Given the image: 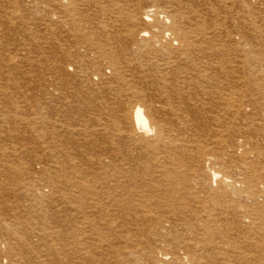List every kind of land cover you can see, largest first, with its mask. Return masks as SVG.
Instances as JSON below:
<instances>
[{
    "label": "bare ground",
    "instance_id": "6f19581e",
    "mask_svg": "<svg viewBox=\"0 0 264 264\" xmlns=\"http://www.w3.org/2000/svg\"><path fill=\"white\" fill-rule=\"evenodd\" d=\"M28 2L17 17L25 22L35 11L45 31L32 39L37 50H18L17 77L47 70L46 84L39 76L40 86H33L47 89L46 101L58 108L56 118L43 109L50 115L45 119L30 101L35 109L28 117L39 115L52 129L30 122L48 132L53 148L47 159L29 156L32 165L42 163L35 174L51 190L33 197L65 205H55L59 210L50 216L61 222L58 213L67 215L63 235L66 247L80 248L73 251L76 264H264V0ZM25 64L30 72L22 70ZM2 91L0 160L9 164H2L0 187L23 172L13 167L22 162L18 150L2 148L16 134L6 129L21 120L3 109ZM8 192L0 193L1 204ZM2 206L0 212L8 209ZM31 225L18 211L0 218V260L25 258L32 246L19 243L30 241L24 233ZM107 235L122 241L116 249L106 244Z\"/></svg>",
    "mask_w": 264,
    "mask_h": 264
},
{
    "label": "rangeland",
    "instance_id": "374dc122",
    "mask_svg": "<svg viewBox=\"0 0 264 264\" xmlns=\"http://www.w3.org/2000/svg\"><path fill=\"white\" fill-rule=\"evenodd\" d=\"M3 1H5V2H3ZM9 1V2H8ZM13 1V2H12ZM0 72H1V70L3 69L5 72H6V74H4L3 75V70H2V73H0L1 75H0V91L3 89V91L2 92H4L6 95L4 96L3 95V97H6V98H3V104L4 103H6V104H4L5 105V108L3 107V109H8V110H10L9 108H11V110H10V112H12V115L14 114L15 115V113H16V115L18 116H16L17 117V119L19 118V116H20V118H19V120L20 121H22V122H20V121H16V123L14 122V123H11V125H13L14 127H13V131H12V128H9L8 126H11L10 124H8V128L6 129V130H8V131H11L13 134L14 133H16V134H14L15 136H14V138H11V139H9L11 142L10 143H8L7 142V138L5 137V134H3L4 135V139H3V141H2V145H3V143H5V145L7 144V146L9 145V147H7V146H2V148H4V150L7 148V152H10L11 151V153H12V151H14V150H18V154L16 155V157H18V158H20V160H22V162H16L15 164H18V165H16V166H13L14 168H17V169H19V167L22 169V171L23 172H19L18 171V173H17V175H15L17 178H13V182H12V184H10V185H12V187L9 185V186H7V185H5V184H2L1 186L2 187H0V193L1 194H5V193H7L8 192V190H9V194H10V192L12 191V193L10 194V196H8V195H5V199L3 198V202L5 201V203L8 201L9 203H10V205H9V203L7 204H1L0 203V207L2 208V207H4V206H2V205H6V206H8V209H4L3 211H1L0 212V218H5L6 216L7 217H11L16 211H18V212H20V213H22V215H23V218L24 217H30V218H32V225H31V227L30 228H32V229H30V234L28 235L27 233H24V234H26L27 236H29V238H30V241H26V242H20L19 243V246L21 245V247H24V245H28V244H31V246H32V248L28 251V255L26 254L25 255V258L23 257V256H20V255H18V254H13L14 256H8V255H6V256H4V257H2V259L0 260V264H12V263H19V264H76V262H78L79 261V254L77 253V254H75V252H73L75 249H77L76 251L78 252L79 251V246H76L74 249L73 248H71V247H66V246H68L67 245V242H66V240H64V239H66V237L63 235V233L65 232V229H64V227H65V225H67V221H64V219L65 220H67L68 219V217H66L67 215H65V212L64 213H58V215H59V218L62 220L61 222L60 221H55V220H53L52 219V217L50 216L52 213H51V211H54L55 210V212H57L58 210H59V208H57L55 205H59V206H65V205H63V203L62 204H60V203H56L55 202V199L54 198H52L51 199V201H54L55 202V204L54 203H48L47 201H42V199H38V198H36V197H33V196H40L41 194V192H44V193H46V194H48L51 190H47V189H49V188H47V187H49L47 184H45V182L44 181H41L42 180V178H40V175L39 176H37L36 174H38L37 172L38 171H40L41 169H40V167H42V163H35V165H32L33 164V162L32 161H30V160H33L34 158H36L37 157V155L39 154V155H41L44 159H47V158H49L48 156H50V155H48V153L49 152H51V151H49V150H51V148H52V146H50L52 143L50 142V139L49 138H45V137H49L48 136V132L47 133H45L44 131H47V129H52V128H49V127H51V125H49V124H45L44 122H43V119L42 120H40L41 118H45V119H47V118H49V114H48V112L52 115V116H50V117H52L53 118V115L55 116V118H56V114H58V113H56L57 111H58V108H57V111H55L56 110V107L54 108L55 110H53L52 108H51V105H50V103L49 102H47L46 101V98L48 97L47 96V94H48V91H47V89H43V90H41L39 87H37L40 83H41V81L43 80V81H45V82H43L42 81V84H40V85H45L46 84V78L47 77H45V76H47L46 74H48V71L46 70H44V69H41V67H39V68H37V67H35V69L34 68H32L33 70H32V74L33 75H35L34 76V78H35V80H34V78H31V79H33L34 81H33V83H31V79H27V80H22L23 82H25L26 81V83H28V85L30 86L31 85V87H32V91L30 90L29 92H28V89H30V87H28V85H26V86H24L25 85V83H20V82H22V81H19V80H21V79H19L18 80V77H17V75L19 76V74H18V71L19 70H17L16 68V66L15 65H17V63L18 62H16V59H17V56H18V59H19V49H22V48H28V49H32V50H34V49H38V47H37V44L38 43H33L34 41H32V39H37V40H41V39H38V36L39 35H44V34H42L43 32L42 31H45V28L44 27H41V21H39L40 19H42L41 18V14H37V13H35V11L33 12V14H31L30 15V17L24 22V20H25V18L26 17H20V18H18L17 16L20 14V11H19V8L21 7L22 8V6L23 5H25L26 7H28V0H25V1H21V0H0ZM14 3V4H12V3ZM5 3V4H4ZM7 3H8V5H7ZM9 4H10V6H9ZM23 4V5H22ZM16 5H17V7H16ZM22 5V6H21ZM12 6V7H11ZM16 8H15V7ZM5 7H7V9L5 8ZM38 7V6H37ZM40 7H42V6H40ZM12 9H14V10H12ZM18 9V10H17ZM8 11V12H7ZM13 11H16V12H13ZM10 12H11V14H10ZM18 12V13H17ZM23 13V12H22ZM23 14H25V13H23ZM1 16H3V17H1ZM8 18H6V17ZM9 16V17H8ZM4 17L6 18V20H4ZM15 17V18H14ZM11 19H13V21H14V19L15 20H17L16 22L14 21H11ZM32 19H33V21H32ZM45 19V18H44ZM3 20V21H2ZM39 21V22H36V21ZM2 21V22H1ZM8 21V22H7ZM38 23V24H37ZM8 24H9V26H8ZM16 24H18V26L16 25ZM7 25V26H6ZM38 25H40L39 27H38ZM10 26H13L12 28H10ZM15 26V27H14ZM16 26H17V28H16ZM31 28H30V27ZM40 27H41V29H40ZM16 28V29H15ZM38 28V29H37ZM43 28V29H42ZM5 29H6V33H7V31H8V34H6L5 33ZM13 29V30H12ZM18 29V30H17ZM4 30V31H3ZM22 30V31H21ZM27 30H30L29 31V33H25V31H27ZM36 30H39V31H41V33H39V34H37V33H35L36 32ZM3 31V32H2ZM14 31H16V32H14ZM33 31H35V32H33ZM23 32V33H22ZM33 32V33H32ZM4 33H5V35H4ZM18 33H21V34H18ZM45 33V32H44ZM3 35V36H2ZM28 35H30L31 37H29ZM35 35V36H34ZM38 35V36H37ZM24 36H27V37H24ZM21 37H22V39H24L25 40V38H26V42L24 41V40H22L21 39ZM33 37V38H32ZM41 36H39V38H40ZM16 39H17V41H16ZM20 40H22V42L20 41ZM20 41V42H19ZM32 41V43H30ZM25 42V43H24ZM29 44V45H28ZM2 47V48H1ZM16 47V48H15ZM5 48V49H4ZM4 49V50H3ZM8 51H14V52H8ZM35 51V50H34ZM3 52H4V54H6V55H4L3 54ZM7 52H8V54H7ZM3 54V55H2ZM11 54V55H10ZM14 54V55H13ZM37 54V53H36ZM36 54L34 53V55H31V57L33 58V59H36ZM2 56V57H1ZM15 58V59H14ZM4 60H5V62L6 63H4ZM11 60V61H10ZM3 61V62H2ZM9 64H8V63ZM21 62V61H20ZM16 63V64H15ZM6 64V65H5ZM15 64V65H14ZM4 65V66H3ZM2 66V67H1ZM9 66V67H8ZM11 66V67H10ZM14 66V67H13ZM21 67H23L22 68V70L24 69V71H26L27 70V72L29 71L30 72V70H29V68H31V65H27V64H25V65H22ZM21 67H19V69H21ZM28 67V68H27ZM15 68V69H14ZM36 68H37V70L38 71H40V70H43V74L41 75V74H39V73H42V72H36V74H35V71H36ZM7 71H6V70ZM9 69H11V71L12 72H9V74H7L8 73V71H10ZM15 70H17V71H15ZM22 70H20V71H22ZM15 71V72H14ZM45 71V72H44ZM4 72V73H5ZM10 73H12L13 75H14V77L12 76V74H10ZM17 73V74H16ZM39 74V75H38ZM4 77H3V76ZM5 75H8V76H10L11 78H14V79H10V80H8L7 79V77H6V80H5ZM16 76V77H15ZM38 76V77H37ZM39 76H43L42 77V80L40 81V79H41V77H39ZM37 77V78H36ZM1 78H3V79H1ZM40 78V79H39ZM45 78V79H44ZM39 79V80H38ZM5 80V81H4ZM8 80V81H7ZM29 80H31V81H29ZM35 82H36V87H34L33 86V84H35ZM40 82V83H39ZM38 83V84H37ZM45 83V84H44ZM5 84V85H4ZM12 84V85H11ZM22 84V85H21ZM24 84V85H23ZM39 85V86H40ZM7 86V87H6ZM24 86V87H23ZM16 88L18 89V88H21V89H26V88H28L27 90H21V89H18V90H16ZM39 88V89H38ZM44 88V87H43ZM34 90V91H33ZM44 97L45 96V94H46V98L44 97H42L39 93H37V91ZM41 90V91H40ZM46 90V91H45ZM24 91V93H22ZM45 91V92H44ZM14 92H16L15 93V96H14ZM28 92V93H27ZM42 92V93H41ZM44 92V93H43ZM13 93V94H12ZM17 93H18V95H20V96H18L17 95ZM24 94L23 96H26L27 94H29V95H27V96H29L28 98H27V96L24 98L23 96H21V94ZM35 93V94H34ZM26 94V95H25ZM35 95V96H34ZM10 96H11V98H10ZM16 96H18L20 99L23 97V99L25 100H23L22 99V101H19L18 99V97L16 98ZM31 96V97H30ZM33 96V97H32ZM37 96V97H36ZM8 97V98H7ZM13 97V98H12ZM15 97V98H14ZM36 97V98H35ZM38 97H42L41 98V100L38 98ZM10 98V99H9ZM30 98H32V99H30ZM34 98V99H33ZM5 99V100H4ZM6 99H7V102H11V103H14L15 104V106H14V104H13V108L10 106H8V104H7V102H6ZM27 99L29 100V102H27ZM37 99V100H36ZM39 99V100H38ZM9 100V101H8ZM12 100H14V102L12 101ZM32 100H33V102L35 103V104H33V106L35 107V106H37L38 108V110H39V114H41L40 116H41V118H40V116L39 115H35V116H39L38 118L37 117H35L34 115H32V117L31 116H29L28 117V115H31V114H33V108L34 107H32L31 109H30V106H31V102H32ZM17 101V102H16ZM19 101V102H18ZM31 101V102H30ZM36 101V102H35ZM41 101V102H40ZM32 102V103H33ZM39 102H40V104H39ZM18 103V104H17ZM19 103H21V104H19ZM25 103L27 104L26 106H28V107H26V106H23V105H25ZM45 104V105H44ZM3 105V106H4ZM22 107H21V106ZM39 105H41V106H39ZM6 106H8V107H6ZM18 106H20V107H18ZM1 107V106H0ZM24 107H26L25 108V113H22V112H24ZM41 107H43L42 109H41ZM48 109H47V108ZM19 108H20V110H19ZM2 109V110H3ZM6 109V110H7ZM18 109V110H17ZM28 109H30V110H28ZM35 109V108H34ZM43 109H45V111H48V112H45ZM26 110H28V112L26 111ZM41 110H43V112H41ZM50 110V111H49ZM52 110V111H51ZM14 111V112H13ZM29 111H30V113H29ZM21 112V113H20ZM0 113H1V111H0ZM27 113H28V115H27ZM42 113H45V114H42ZM3 113H1L0 114V116L3 118V115H2ZM21 114H23L22 116H21ZM35 114V113H34ZM27 115V116H26ZM42 115H44V116H42ZM25 116H26V118H25ZM48 116V117H47ZM33 117H35V118H33ZM57 117H59V115L57 116ZM94 117V116H93ZM2 118H0V120H3ZM32 118V120L35 122L36 121V123L38 124V123H40V122H43V123H40V124H42V127H44L43 128V130L40 128V126H36V125H34V124H36V123H34V124H32L33 123V121L32 122H30V119ZM25 121V125L27 126H25L24 125V121ZM35 119V120H34ZM26 120H28L27 122H26ZM40 121V122H39ZM32 124H30V123ZM18 123V124H17ZM21 123V124H20ZM22 123H23V125H22ZM75 123L76 122H74V123H72L73 124V126H75ZM16 126H15V125ZM46 125L48 128H46V126H43V125ZM19 125V126H18ZM22 125V126H21ZM69 125H71V123H69ZM77 125V124H76ZM24 126V127H23ZM28 126H32L33 128H31L32 130H30V127H28ZM12 127V126H11ZM16 127H19V128H17V130H19V129H21V130H19V131H17L16 130ZM72 127V126H71ZM23 128H25V133H23L24 132V129ZM27 128H29V130L27 129ZM35 128V129H34ZM36 128H37V130H36ZM40 128V129H39ZM11 129V130H10ZM14 129H15V131H14ZM28 130V133H27V130ZM38 129H39V131L41 130V133L38 131ZM33 130H35L34 132H35V134H32V133H34V132H32ZM73 129H71L70 128V131L71 132H75V129L72 131ZM19 132V133H18ZM38 132V133H37ZM5 133V132H4ZM21 133V134H20ZM23 133V134H22ZM29 133H31L30 135H28ZM44 135H43V134ZM68 133V132H67ZM18 134H19V136L21 137H19L18 136ZM38 134V135H37ZM25 137H24V136ZM39 135L41 136V137H39ZM46 135V136H45ZM31 137V139L34 137V136H36V137H34L33 138V142H32V140L30 139V137ZM38 136V137H37ZM45 136V137H44ZM22 137H24L26 140H24V139H22ZM28 137V138H27ZM44 137V138H43ZM19 138H20V140H21V143H20V140H19ZM43 138V139H42ZM16 139V141L14 142V141H12V140H15ZM27 139H28V141H27ZM29 139H30V141H29ZM38 139H40V140H38ZM45 139H47V140H45ZM8 140V141H9ZM19 140V141H18ZM45 140V141H44ZM22 141H24V142H22ZM41 142L42 143V145H44L45 144V146L44 147H42V145H41V143L39 144V143H37L36 144V142ZM43 141V142H42ZM49 141V143H51L50 145H49V143H47V142ZM12 142H14V143H12ZM18 142H19V145H22V147L20 148V146L18 145ZM26 142V144L28 145V143H29V145L28 146H30V145H32V146H30V147H28L26 144L24 145L23 143H25ZM45 142V143H44ZM33 143V144H32ZM47 143V144H46ZM10 144H12V145H10ZM15 144V145H14ZM16 144H17V148H15V146H16ZM38 145V146H37ZM42 147V149L44 150L45 149V153L42 151V149L40 148V146ZM47 145V146H46ZM12 146H14V148L12 147ZM26 146H27V151H28V153H27V151H26ZM37 148H35V147ZM48 146H49V148H48ZM11 147H12V150H11ZM24 147H25V152H24ZM38 147H39V149H38ZM47 147V148H46ZM8 148L10 149L9 151H8ZM14 149V150H13ZM47 149H49L48 150V153H47ZM53 149V148H52ZM23 150V151H22ZM30 150L32 151V153L30 152ZM34 150V151H33ZM30 152V153H29ZM39 152H43L44 154L42 155L41 153H39ZM1 151H0V155H1ZM25 153H27V154H30V155H26ZM36 156V157H34V155ZM50 154V153H49ZM24 155H25V158L27 159L26 160V162H25V158H23L24 157ZM33 155V156H32ZM29 156H30V160H29ZM45 156V157H44ZM28 157V158H27ZM47 157V158H46ZM24 159V161H23V159ZM31 158H33V159H31ZM3 162H5L4 164H6V165H8L9 163H7L6 161H3V160H0V170H3L4 168V166L2 165L3 164ZM40 165V166H39ZM32 166V167H31ZM12 167V168H13ZM26 167L28 168V169H33L34 170V173H33V171H31V174L32 175H28L29 173L27 172L26 173V171H25V169H26ZM31 167V168H30ZM3 168V169H2ZM43 168V167H42ZM35 172H36V174H35ZM22 173V174H21ZM35 174V175H34ZM20 175V176H19ZM27 175V176H26ZM15 176H13V177H15ZM21 178V179H20ZM33 178V179H32ZM16 179V180H15ZM1 180H4V178H2ZM0 180V181H1ZM28 180V181H27ZM30 180V181H29ZM16 181H18V182H16ZM37 181V182H36ZM23 182V183H22ZM29 182H31V183H29ZM15 183V184H14ZM21 183V184H20ZM32 183L34 184L35 183V189H32V191L30 190V185H32ZM20 185V187L18 188V190L16 189V190H13L14 188H16V186L17 185ZM45 185H47V187H45ZM45 189H44V188ZM13 188V189H12ZM17 191V192H16ZM46 191V192H45ZM15 192V193H14ZM17 193V194H16ZM14 194V195H13ZM28 194V195H27ZM13 195V196H12ZM14 196H15V198H14ZM26 196V197H25ZM7 197V198H6ZM8 197H10V198H8ZM27 197H28V199H27ZM8 199H10V201L8 200ZM19 199V200H18ZM21 199V200H20ZM33 199H35L34 201H33ZM7 200V201H6ZM12 200V201H11ZM27 200V201H26ZM37 201V202H36ZM31 202H33V203H31ZM43 204H42V203ZM17 204V205H16ZM10 206V207H9ZM16 206V207H15ZM31 206H33V207H31ZM53 206H55V207H53ZM36 207V208H35ZM13 208H15V209H13ZM17 208V209H16ZM28 208V209H27ZM9 209H13V210H11V211H9ZM21 211H20V210ZM45 209V210H44ZM1 210V209H0ZM15 210V211H14ZM37 210V211H36ZM29 211V212H28ZM14 212V213H13ZM26 212V213H25ZM47 212V213H46ZM33 213V214H32ZM41 218H40V217ZM39 217V218H38ZM66 217V218H65ZM47 218V219H46ZM34 219V220H33ZM39 219V220H38ZM49 219V220H48ZM41 220V221H40ZM50 222V223H49ZM52 222V223H51ZM58 222H59V224H58ZM36 224H40L39 226L38 225H36ZM46 224V225H45ZM49 224V225H48ZM54 224H56V225H54ZM64 224V225H63ZM51 225V226H50ZM54 225V226H53ZM41 226V227H40ZM37 229V230H36ZM57 229V230H56ZM59 230V231H58ZM20 231V233L22 234L23 232H25L24 230H22V229H20L19 230ZM47 231V232H46ZM57 231V233H54V232H56ZM41 232V233H40ZM43 232V233H42ZM59 232V233H58ZM52 234L53 235H55L54 237H51L52 236ZM107 234V233H106ZM49 235V236H48ZM109 235V234H108ZM107 235V238H108V242L106 243V244H108V246H112V247H116V246H118L119 245V243L120 242H122V241H118V240H115L113 237H109ZM46 236H48V237H46ZM58 236L60 237V238H58ZM41 237V238H40ZM47 238V239H46ZM54 238V239H53ZM110 238V239H109ZM39 239V240H38ZM53 240V242H52V240ZM61 239V240H60ZM63 241H64V243H63ZM112 241L114 242V244H112ZM37 242V243H36ZM66 242V243H65ZM34 244V245H33ZM116 244V245H115ZM114 245V246H113ZM122 245V244H121ZM124 245V244H123ZM0 246H1V248H5V245L4 244H0ZM56 246V247H55ZM62 246V247H61ZM110 246V247H111ZM53 247V248H52ZM78 247V248H77ZM35 248V249H34ZM63 249H65V250H63ZM73 249V250H72ZM116 249V248H115ZM32 250V251H31ZM72 252H71V251ZM57 251V252H56ZM69 252V253H68ZM41 253H43V254H41ZM49 254V255H48ZM74 254V255H73ZM51 255V258H49L48 256H50ZM18 256V257H17ZM46 258H45V257ZM21 258V259H20ZM39 258H40V260H39ZM41 258H44V259H41ZM76 258H78V261H75V260H77ZM4 259V260H3ZM9 259V260H8ZM23 259V260H22ZM30 259V260H29ZM34 259H36V260H34ZM74 259V260H73ZM21 260V261H20ZM48 261V262H47ZM69 261V262H68ZM30 262V263H29ZM42 262V263H41ZM44 262V263H43ZM67 262V263H66ZM71 262V263H70Z\"/></svg>",
    "mask_w": 264,
    "mask_h": 264
}]
</instances>
